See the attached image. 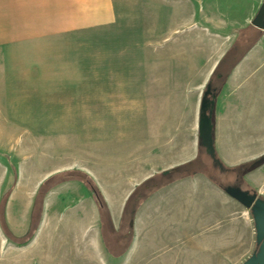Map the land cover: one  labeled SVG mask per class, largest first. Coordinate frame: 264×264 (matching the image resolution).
Segmentation results:
<instances>
[{
    "label": "rangeland",
    "instance_id": "1",
    "mask_svg": "<svg viewBox=\"0 0 264 264\" xmlns=\"http://www.w3.org/2000/svg\"><path fill=\"white\" fill-rule=\"evenodd\" d=\"M116 1L113 26L0 46V264H211L184 243L190 236L151 235L143 215L118 231L104 198L124 194L141 173L160 179L197 159L191 178L264 200V164L236 171L264 156V133L250 125L239 165L228 147L216 151L223 172L200 150L198 131L209 85L222 105L242 94V82L235 91L225 84L232 70L264 72V32L252 26L264 0ZM217 205L229 213L214 227L231 241L228 264H243L257 251L251 212Z\"/></svg>",
    "mask_w": 264,
    "mask_h": 264
},
{
    "label": "crops",
    "instance_id": "2",
    "mask_svg": "<svg viewBox=\"0 0 264 264\" xmlns=\"http://www.w3.org/2000/svg\"><path fill=\"white\" fill-rule=\"evenodd\" d=\"M117 18L116 0H0V46L34 45L51 38L106 28L113 26ZM229 75L225 84L235 91L238 82H242V94L232 92L227 103L219 105V100L216 102L213 116L214 140L216 151L225 156L228 147L232 154L229 162L239 165L247 161L243 158L249 153L244 148L250 144V125L264 133V72L254 73L244 67H237ZM243 133L247 138L245 143H240ZM141 174V180L124 194L121 190L110 197L104 194L109 209L113 210L112 215L119 216L118 231L123 226L133 228L135 217L137 221L143 215L146 229L156 228L151 231V235L190 236L184 243L189 246L191 240L190 245L194 246L192 252L197 251V246L200 247L201 257H209L211 264H228V257H232L227 252L231 241H228V234L223 229L217 231L214 227L229 213L227 209L223 213L224 210L217 203L220 200L221 203L229 204L230 208L234 203H239L223 195L211 180L197 175L176 180L150 194V188L146 186L145 196L131 199L139 187L158 173ZM108 215L112 218L111 212ZM129 219L131 222L127 225ZM145 233L148 234L147 231ZM127 234L124 237L126 240ZM218 245L223 247L217 249ZM219 251L223 252L221 256L218 255ZM200 255L196 260H200ZM178 257L182 259L185 255Z\"/></svg>",
    "mask_w": 264,
    "mask_h": 264
},
{
    "label": "water",
    "instance_id": "3",
    "mask_svg": "<svg viewBox=\"0 0 264 264\" xmlns=\"http://www.w3.org/2000/svg\"><path fill=\"white\" fill-rule=\"evenodd\" d=\"M252 26L264 32V2L252 22ZM217 96L209 85L203 95L199 114V144L206 150V154L216 163V148L214 140V110ZM164 174H168L166 171ZM225 194L251 212L253 217L257 251L243 264H264V200L256 193L244 191L239 187H227Z\"/></svg>",
    "mask_w": 264,
    "mask_h": 264
},
{
    "label": "trees",
    "instance_id": "4",
    "mask_svg": "<svg viewBox=\"0 0 264 264\" xmlns=\"http://www.w3.org/2000/svg\"><path fill=\"white\" fill-rule=\"evenodd\" d=\"M233 53H235L234 52V50L232 51ZM233 53H231V54H233ZM219 67H220V65L217 67V69H216V72H215V74L218 72V70H219ZM230 70H231V68H230ZM229 70V71H230ZM223 74H222V77H224V76H226V75H224V74H228V73H225L224 71H221ZM199 147H200V150H203L204 152H205V154H206V150L204 149V147L201 145V144H199ZM207 155V154H206ZM208 156V155H207ZM209 157V156H208ZM211 159V158H210ZM216 159H217V162L215 163L212 159V161L214 162V166H216V167H218L221 171H226V167H225V165L222 163V161H220L219 159H218V157H217V154H216ZM198 159L197 160H195V161H192V162H190V163H187V164H184V165H182V166H179V167H177V168H175V169H172V170H170L169 172H168V174H164V173H162L160 176V179H156V177L157 176H154L152 179H150L149 181H147L144 185H142L141 187H139L134 193H133V195H132V197H131V199L133 198V199H135V198H137V199H139L140 198V195L141 194H143L144 196H145V192H146V186L148 187V188H150V192L148 193V194H150L151 192H155L156 190H158V189H160V188H162L163 186H166V185H168V184H170V183H173L174 181H176V180H179V179H182V178H187V177H190V174H186V171H188L189 169H191L192 167L194 168V166H198L199 164H198ZM198 164V165H197ZM262 164H264V156L263 157H261L260 159H258V160H256V161H254L253 163H249V164H247V165H243V166H241L239 169H236V171L238 172V175L240 176V177H242L243 175H244V173L245 172H247V171H249V170H251V169H253V168H256V167H258V166H261ZM195 173V172H194ZM63 174H65V173H60V174H58V175H55L54 177H52V179H48L46 182H51V180H54L55 178H60V177H62L63 176ZM67 174V173H66ZM181 175L178 179L177 178H174V176L175 175ZM68 175V174H67ZM65 176V178H67L68 179V176ZM54 178V179H53ZM162 178V179H161ZM209 180H211L212 182H214L213 181V179H211V178H209ZM77 181H80L81 183H83V184H85V183H87V181L86 182H84V180H77ZM45 182V183H46ZM44 183V184H45ZM237 187H239V186H237ZM91 189V188H90ZM93 190V189H92ZM43 191V190H42ZM94 191V190H93ZM46 193V192H45ZM94 195H95V197H96V199H97V201L99 202V205H100V208L102 209V210H104L106 207H105V203H104V201H103V198H101V196L98 194V193H94ZM32 220H30V222H29V224H28V229H27V231H26V233H25V235L26 236H28L32 231ZM118 233V232H117ZM125 248V249H124ZM124 248L122 249V250H124V251H127L128 250V247H126V245L124 246Z\"/></svg>",
    "mask_w": 264,
    "mask_h": 264
},
{
    "label": "flooded vegetation",
    "instance_id": "5",
    "mask_svg": "<svg viewBox=\"0 0 264 264\" xmlns=\"http://www.w3.org/2000/svg\"><path fill=\"white\" fill-rule=\"evenodd\" d=\"M212 92L215 93V89H212Z\"/></svg>",
    "mask_w": 264,
    "mask_h": 264
}]
</instances>
